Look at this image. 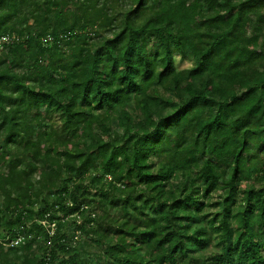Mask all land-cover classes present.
Here are the masks:
<instances>
[{
    "label": "trees",
    "instance_id": "16d2710c",
    "mask_svg": "<svg viewBox=\"0 0 264 264\" xmlns=\"http://www.w3.org/2000/svg\"><path fill=\"white\" fill-rule=\"evenodd\" d=\"M3 37L0 264H264V0H0Z\"/></svg>",
    "mask_w": 264,
    "mask_h": 264
},
{
    "label": "built area",
    "instance_id": "2783aa9c",
    "mask_svg": "<svg viewBox=\"0 0 264 264\" xmlns=\"http://www.w3.org/2000/svg\"><path fill=\"white\" fill-rule=\"evenodd\" d=\"M6 40V37H3L2 40ZM48 217L50 218V214L45 215V217L40 221V224L44 227L48 228L49 235L53 236L57 230V225L55 221H50L48 220ZM77 237H75V240ZM24 240V235L23 233H18L14 238H10V236H5L4 238H0V245L4 247L5 249L7 248H16L22 244Z\"/></svg>",
    "mask_w": 264,
    "mask_h": 264
},
{
    "label": "rangeland",
    "instance_id": "374dc122",
    "mask_svg": "<svg viewBox=\"0 0 264 264\" xmlns=\"http://www.w3.org/2000/svg\"><path fill=\"white\" fill-rule=\"evenodd\" d=\"M123 6L120 7V9H122ZM2 42V39H0V43ZM175 59V68L177 70H183V69H188L192 66V63L191 62H188V61H182L178 56H175L174 57ZM220 193L219 192H215L213 193L212 195V199L210 200L212 203H215L217 201H220L219 197H220ZM218 210V208H216L215 206L214 207H211V208H208L206 211L209 212V213H214ZM48 220L49 222L51 221V218L48 217Z\"/></svg>",
    "mask_w": 264,
    "mask_h": 264
}]
</instances>
